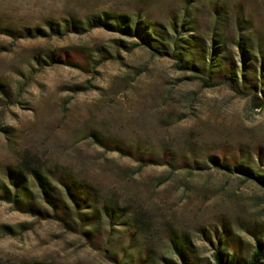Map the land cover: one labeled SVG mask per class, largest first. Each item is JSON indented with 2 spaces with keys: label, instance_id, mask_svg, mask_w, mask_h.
Masks as SVG:
<instances>
[{
  "label": "rangeland",
  "instance_id": "obj_1",
  "mask_svg": "<svg viewBox=\"0 0 264 264\" xmlns=\"http://www.w3.org/2000/svg\"><path fill=\"white\" fill-rule=\"evenodd\" d=\"M217 1L231 11L244 3L248 21L218 20ZM186 8L187 31L235 59L244 94L227 82L205 87L190 68L115 27L125 16L173 34ZM98 17L114 27L91 26ZM66 51L75 63L47 56ZM244 55L256 69L243 78ZM263 63L264 0H0V178L28 167L71 175L121 210L91 242L0 200V264H184L172 237L186 242L187 264H210L225 243L254 250L264 241V184L255 178L264 177ZM239 162L255 177L236 170ZM146 246L153 253L139 262Z\"/></svg>",
  "mask_w": 264,
  "mask_h": 264
},
{
  "label": "trees",
  "instance_id": "obj_2",
  "mask_svg": "<svg viewBox=\"0 0 264 264\" xmlns=\"http://www.w3.org/2000/svg\"><path fill=\"white\" fill-rule=\"evenodd\" d=\"M211 7L218 20L232 13L236 24L240 28L243 27L244 22L248 21L246 7L242 2L234 3L232 5L233 11L220 1L214 2ZM188 11L186 8V12L184 11L183 14L178 13L177 18L173 20V24L170 26L173 34L167 29H163V26H161L162 30L157 32L156 30H149L147 26H144L145 23L141 21L129 23L125 16H117L119 19L115 27L126 31L129 35L138 37L147 48L155 49L164 55H170L177 61L179 67L190 68L205 87L227 82L234 91L244 94L247 89L245 88L247 82L245 81V87H242L243 82L241 83L238 64L235 59L225 54L223 48L219 46L218 41L215 39H212L210 43L201 41L199 36L187 31L191 24V20L188 19L190 16ZM107 19L92 18L91 21L89 20V24L95 27H114L110 19ZM73 27L78 30L85 29L79 26V22H74ZM156 33H159V36L163 38L159 40ZM243 41L242 38L239 46H242L244 51ZM66 53V56H64L60 53L51 52L47 56L57 62L75 63L70 58L68 51ZM64 57L66 60H63ZM241 62L243 63L241 68L243 78L247 68L252 66L254 70L256 69L255 65H249L250 60L246 58V55H244ZM261 69L262 74L264 73V63ZM3 86L0 82V91L5 94ZM256 88L257 85H254L249 89L256 93ZM96 138L99 141L103 139L98 136ZM137 153L139 159H146L147 164L159 163L153 152L138 151ZM209 160L221 168L230 167L226 162L225 155H212ZM234 167L239 172L255 177L249 165L239 162ZM51 171L55 175L58 173L55 172V168ZM7 173V179L0 178V200L8 201L14 209L30 213L33 216L43 219H57L65 227L73 230V232H80L91 242H96V239H99L97 236L102 232V221L105 217L111 221H116L121 217V210L112 198L104 197L97 187L71 175L58 174V176L52 177L40 168L30 167L26 170L24 168H9ZM255 178L264 184V177L257 176ZM105 237L108 241L109 235ZM175 238H171V248L184 264H187V257L191 255L185 250L186 242L182 239L183 242L178 243ZM224 245L227 246L226 243ZM225 246L216 248L217 250L214 252L210 264H264V241L262 240H258L254 250L248 254L242 253L243 251L239 247L228 246L226 248ZM152 253L151 247L146 246L143 255L141 252L138 255L139 262H141L142 256L143 263H146V257ZM122 261L123 264H133L132 259L129 262Z\"/></svg>",
  "mask_w": 264,
  "mask_h": 264
}]
</instances>
